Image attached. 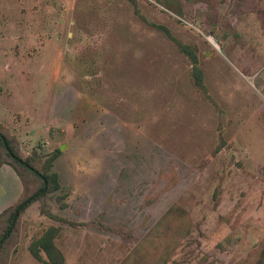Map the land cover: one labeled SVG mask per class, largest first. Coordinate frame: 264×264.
<instances>
[{
	"label": "rangeland",
	"instance_id": "rangeland-1",
	"mask_svg": "<svg viewBox=\"0 0 264 264\" xmlns=\"http://www.w3.org/2000/svg\"><path fill=\"white\" fill-rule=\"evenodd\" d=\"M153 1L0 0V123L24 155L66 145L53 172L67 207L48 204L75 224L97 221L56 222L36 203L8 264H42L28 247L51 225L61 227L67 264H119L175 205L189 211L192 230L169 264H239L261 250L264 0H183L181 18L200 32ZM152 24L197 48L207 94ZM35 82L60 91L61 106L91 100L86 121L31 140L29 118L11 103L23 105Z\"/></svg>",
	"mask_w": 264,
	"mask_h": 264
},
{
	"label": "trees",
	"instance_id": "trees-1",
	"mask_svg": "<svg viewBox=\"0 0 264 264\" xmlns=\"http://www.w3.org/2000/svg\"><path fill=\"white\" fill-rule=\"evenodd\" d=\"M158 4L179 17L185 15V2L183 0H157ZM160 30L169 40L173 41L179 50L185 54L192 67V79L195 87L207 94L204 72L200 66V55L196 47H192L177 39L172 32L161 25L152 24ZM209 36H212L209 34ZM2 88L0 87V92ZM4 124L0 123V167L4 164L11 166L21 178L24 192L20 200L0 214V264H8L10 251L16 247L18 226L30 207L39 203L42 216L50 220L69 224L73 227L96 224L97 221L75 224L54 214L48 204V199L55 197L56 202L62 207L64 197L61 180L53 172L55 161L61 155L60 149H55L48 155H41V147L34 149L30 154L24 155L17 138L9 134ZM264 170V167H263ZM192 221L190 213L180 205H175L166 212L152 228L148 235L140 241L133 250L119 264H169L181 244V241L191 234ZM105 229L124 236L123 229ZM61 227L51 225L43 233L34 238L28 247L30 255L42 264H67L66 257L57 244ZM239 264H264V241L260 251L249 254Z\"/></svg>",
	"mask_w": 264,
	"mask_h": 264
},
{
	"label": "crops",
	"instance_id": "crops-1",
	"mask_svg": "<svg viewBox=\"0 0 264 264\" xmlns=\"http://www.w3.org/2000/svg\"><path fill=\"white\" fill-rule=\"evenodd\" d=\"M28 88L31 90L24 92L28 96L22 102L23 105L17 106L20 102L19 99L11 104L13 107L22 109L21 113L29 118L31 140L49 132L51 129L58 130L59 133L64 135L71 134L77 121H86L85 109H92L94 105L91 100L80 95L79 97L73 96L72 101L64 102L61 106L58 101L60 91L43 89L38 82L32 83ZM1 100L0 107L4 103L3 99ZM96 106L98 105L96 104ZM61 111L67 114L66 119H61L58 116ZM23 192L24 185L19 175L11 166L2 165L0 167V214L15 205L22 197ZM31 208L28 209L26 214L30 212Z\"/></svg>",
	"mask_w": 264,
	"mask_h": 264
},
{
	"label": "built area",
	"instance_id": "built-area-1",
	"mask_svg": "<svg viewBox=\"0 0 264 264\" xmlns=\"http://www.w3.org/2000/svg\"><path fill=\"white\" fill-rule=\"evenodd\" d=\"M147 1V0H146ZM148 1H150V2H152V3H155L156 4V2H154L153 0H148ZM160 6V5H159ZM174 15V14H173ZM175 16V15H174ZM175 17H177V16H175ZM180 21H183L186 25H189V26H191L192 28H195L198 32H200V30L198 29V28H196V26L193 24V23H191V22H188V21H186L185 19H183V18H179V17H177ZM211 39H213V40H215L212 36H210V38H209V40H211ZM211 42V41H210Z\"/></svg>",
	"mask_w": 264,
	"mask_h": 264
},
{
	"label": "water",
	"instance_id": "water-1",
	"mask_svg": "<svg viewBox=\"0 0 264 264\" xmlns=\"http://www.w3.org/2000/svg\"><path fill=\"white\" fill-rule=\"evenodd\" d=\"M65 149H66V145L65 144L60 146V150L61 151H65Z\"/></svg>",
	"mask_w": 264,
	"mask_h": 264
},
{
	"label": "bare ground",
	"instance_id": "bare-ground-1",
	"mask_svg": "<svg viewBox=\"0 0 264 264\" xmlns=\"http://www.w3.org/2000/svg\"><path fill=\"white\" fill-rule=\"evenodd\" d=\"M211 42H212L213 44H214V42L217 43V42H216L215 40H213V39H212ZM214 45H215L216 48H218V49L220 48L219 45H218V43H217V44H214Z\"/></svg>",
	"mask_w": 264,
	"mask_h": 264
}]
</instances>
